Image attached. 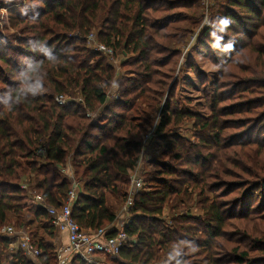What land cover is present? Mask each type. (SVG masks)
<instances>
[{
    "label": "trees",
    "instance_id": "trees-1",
    "mask_svg": "<svg viewBox=\"0 0 264 264\" xmlns=\"http://www.w3.org/2000/svg\"><path fill=\"white\" fill-rule=\"evenodd\" d=\"M34 1L40 4L30 10L35 11V15L28 17V13L23 16L17 13L18 26H33L28 36L23 33L18 45L0 39V64L6 66L11 78V81H4L8 86L0 96V226L9 221V214L21 215L24 208H29L37 220L45 221L44 230L49 239L41 238L37 242L42 255L33 261L21 251L8 253L11 239L0 236V264H58L54 243L56 229L44 209L30 206L21 182L27 179L34 193L60 209L67 202L70 191L68 180L60 172L68 160H72L77 178L83 182V192L72 207L73 220L85 231L114 225L117 220L114 205L127 202L130 174L139 164L142 142L136 122L139 115L146 113L143 108L151 109L152 98L142 88L146 79H151L152 44L160 36L143 19L151 1ZM191 2L176 0L173 4L167 3L164 9H190L193 8ZM221 10L222 13L215 16L217 27L210 36L209 32L204 35L209 36L208 46L228 56L232 52L231 45L222 51L212 36L228 39L226 33L240 28L242 21L257 20L264 14V0H225ZM97 24L104 29L100 37L102 42L114 48L125 42L129 53L139 55V72L142 73L137 78L127 79L126 86L123 84L120 89V100L112 104L108 103L107 89L115 80L114 68L103 55L89 50L83 39ZM74 32H79L83 38L72 37ZM228 41L230 39L225 40V44ZM261 82L251 90H258L264 98V82ZM58 96L81 100L59 105ZM88 113L95 116L87 117ZM162 115L155 138L165 144L164 171L159 176H149L143 191L134 198L124 228L132 241L117 257L106 258H111L113 263L122 259L132 264H155L162 261L161 251L168 263L185 264L186 256L179 253V234L183 233L187 235V248L191 249L192 243L196 252H208L203 259L206 263L201 264H225L213 257V248L217 240L224 237L223 231L228 226L227 211L228 219L241 216L247 223L264 220V137L241 142L244 157L234 152L246 157L247 161L233 165L237 171L228 174L233 183H229L231 192L226 196L236 194L235 191L239 195L232 197L229 203L211 202L204 193L215 191V187L210 188V183L206 186L207 180L219 171L220 160H225L226 154L217 147L216 164L209 163L210 159L202 154L204 147H211L202 139L204 136L200 138L202 143L195 145L177 135L169 137L166 130L173 122V113L168 104L162 108ZM214 121V131L208 124H200L198 132L208 131L214 144L219 146L221 126L218 119ZM256 131L257 128L253 130ZM40 149L46 151L45 165L36 161ZM190 189L198 194L197 204L203 216L191 218L187 214L172 221L176 225L168 228L161 219L164 210L194 204ZM27 226L17 224V228L28 231ZM195 228L198 236L190 234ZM115 234V231L108 232L109 237ZM254 247L264 254V237L261 241L255 240ZM254 247L233 249L232 262L264 264V257H251ZM71 264L86 263L74 258Z\"/></svg>",
    "mask_w": 264,
    "mask_h": 264
},
{
    "label": "rangeland",
    "instance_id": "rangeland-1",
    "mask_svg": "<svg viewBox=\"0 0 264 264\" xmlns=\"http://www.w3.org/2000/svg\"><path fill=\"white\" fill-rule=\"evenodd\" d=\"M147 1H151L152 4L148 6L149 9L143 19L149 28L159 32L160 36L155 38L154 44H152L154 52L151 53L149 60L152 65L151 79L147 78L142 87L152 98L149 104L151 109L143 108L146 113L139 115L136 122L142 146L139 164L131 174L136 171L137 176L141 177L146 186L149 176H159L164 171L165 144L162 140L159 142L155 135L163 116L162 108L168 104L173 113V122L166 130V133H170L169 137L177 135L189 142L188 144L195 145L202 143L200 138L204 136L202 139L206 140L211 147H204L202 154L210 159L209 163H214V165L216 164L217 147L226 154L225 160H220L219 171L215 172L210 180H207L206 186L210 183V188L214 186L215 191L207 190L204 196L208 197L211 202L214 200L216 203L228 202L232 197L239 195L238 191H235L236 194L226 196L231 192L229 183H233V178L228 174L231 171H237L233 165H239L241 160L247 161L246 157L243 158L244 151L240 150L241 142L264 137V106H262L264 98L258 94V90H251L253 86L256 87L257 84L262 83L261 81L264 82V14L261 15L263 18L259 16V20H254L251 23L244 20L240 28L226 33L230 39L226 44L225 40L228 39L224 40L220 35L212 36L220 44L222 51L229 44L231 45L229 47H232V52L226 56V54L217 53L212 46H208L206 40L212 34L213 28L217 27L216 17L222 13L221 5L225 4V0H190L193 3V8L169 10L164 9V6H167V3L173 4L176 0ZM38 5L40 4L34 0H0V39L7 44L18 45L17 41L20 37H24V35L27 37V32L33 26L30 24L18 26L17 22L20 20L17 18V13L22 16L28 13L27 16L32 17L36 12H30V10ZM103 31L102 25L97 24L96 28L84 38L79 32L72 33V37L85 39L87 48L93 51L88 43L89 36L93 35L98 42L113 51L111 56L103 52H96L103 55L115 71V80L107 89L108 103L112 104L120 100V89L123 84L124 87L126 86L127 79L137 78L142 72H139V55L129 53L124 47L125 42H122L119 48L108 46L100 38ZM206 32H209L207 38L204 35ZM13 57L17 58L14 55ZM5 67L0 64L1 97L8 86L4 81H11ZM248 93L251 94L247 95ZM64 99L68 103L81 100V98L74 99L68 96H64ZM215 113H218L217 117L214 116ZM88 114L92 118L95 116L91 113ZM215 119L219 120L218 124L221 126V131H218L220 133L219 146L214 144L211 139L212 134L208 135V131L198 132L201 130L200 124H208L211 131H214ZM256 128L257 131L253 132ZM234 152H240L243 157ZM36 161L40 165L47 163L42 157L39 161L36 158ZM61 169L73 174L76 183L82 184L81 189L83 190V182H79L72 160H68ZM60 172L70 184L67 175L62 170ZM21 183L22 186L27 187L25 190L31 203L30 206H33L32 200L37 195L36 192L34 193L29 188L27 179L22 180ZM71 186L72 184H70V188ZM223 186L225 188H220ZM189 191L193 194L194 204L191 206L181 205L174 210L166 207L164 210L161 219L168 228L172 229L176 225L172 221L187 214L191 215V218L203 216L201 206L197 204L198 194H194L192 189ZM130 192H137L131 190V183L128 187V193ZM117 204L116 202L114 205L117 215L114 225H121L127 221L123 210L125 204ZM236 210L240 212L239 209L236 208ZM228 216L229 212L227 211L228 226L223 231V239L217 240L213 248V257H216L221 263L236 264L230 258L233 249L237 247L240 250L247 249L254 247L255 240L261 241L264 237V220L259 221L258 219L253 223H247L241 216L236 219H228ZM17 224L28 225V231L37 239H49L47 231L44 230L45 221L37 220L29 208H24L21 215L9 214V221L4 223V225L15 227ZM190 234L198 236V229L195 228ZM179 235L181 239L179 253L186 256L184 263H206L203 259L208 252H204V250L196 252L197 249L192 243H190L191 249L187 248V235L183 233ZM56 237L55 234V239ZM254 249L251 257L263 259L264 254L258 252L257 248L254 247ZM159 255L163 256L162 261L155 264H174L168 263L166 255L161 251H159ZM100 260L102 264H132L122 259L118 263H113L111 258L102 257Z\"/></svg>",
    "mask_w": 264,
    "mask_h": 264
},
{
    "label": "built area",
    "instance_id": "built-area-1",
    "mask_svg": "<svg viewBox=\"0 0 264 264\" xmlns=\"http://www.w3.org/2000/svg\"><path fill=\"white\" fill-rule=\"evenodd\" d=\"M88 43L91 45L90 48H92L94 52H103L110 56L113 54L110 48L98 42L93 35L89 36ZM56 101L59 105H66L68 103L63 96L57 97ZM87 116L89 117L90 115L88 114ZM45 155V149H40L37 153V160L39 161L41 157L45 159ZM61 170L67 175L70 184H72L68 193V200L64 206L57 209L46 203L44 198L40 195H36L32 200L35 207L45 210L50 217L52 225L58 232L67 234L69 241L68 245L56 249L58 264H71L74 258H79L86 264H102L100 260L102 257H117L122 248L132 241L124 228L129 220V212L133 206L135 194L143 190L144 181L141 177L137 176L136 171L131 174V190L137 192L128 193L127 202L123 209L125 211V218L127 219L124 224L117 226L112 225L107 229L85 231L72 218L74 201L78 198L79 194L83 192L81 189L82 184L76 183L73 174L64 169ZM23 189H27V187L23 186ZM113 231H115L116 234L109 237L108 232ZM0 236L11 239V243L7 250L8 253L13 254L17 251H21L27 259L33 261L38 260L42 255V251L37 245V242L33 240L30 233L25 228L3 225L0 226Z\"/></svg>",
    "mask_w": 264,
    "mask_h": 264
},
{
    "label": "crops",
    "instance_id": "crops-1",
    "mask_svg": "<svg viewBox=\"0 0 264 264\" xmlns=\"http://www.w3.org/2000/svg\"><path fill=\"white\" fill-rule=\"evenodd\" d=\"M117 226V225H116ZM29 232V231H28ZM57 235L54 243L56 244V247L59 248L61 246H67L69 241H68V237H67V234H63V233H60L56 230V233ZM31 235V234H30ZM33 238V240H35L36 242H39L40 239H37L35 238L34 236H31Z\"/></svg>",
    "mask_w": 264,
    "mask_h": 264
}]
</instances>
